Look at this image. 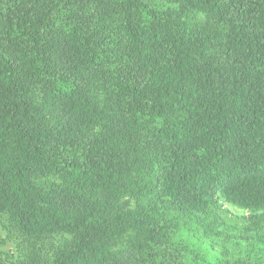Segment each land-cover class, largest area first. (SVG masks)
<instances>
[{
    "label": "trees",
    "instance_id": "obj_1",
    "mask_svg": "<svg viewBox=\"0 0 264 264\" xmlns=\"http://www.w3.org/2000/svg\"><path fill=\"white\" fill-rule=\"evenodd\" d=\"M223 203L264 218V0H0L25 264H187L169 236Z\"/></svg>",
    "mask_w": 264,
    "mask_h": 264
},
{
    "label": "rangeland",
    "instance_id": "obj_2",
    "mask_svg": "<svg viewBox=\"0 0 264 264\" xmlns=\"http://www.w3.org/2000/svg\"><path fill=\"white\" fill-rule=\"evenodd\" d=\"M68 235L46 239L50 249ZM40 240L26 241L0 214V264H25L27 253ZM169 251L187 264H253L264 262V218L256 220L246 210L223 203L199 226L173 231Z\"/></svg>",
    "mask_w": 264,
    "mask_h": 264
}]
</instances>
